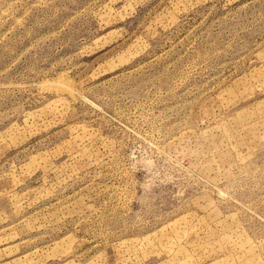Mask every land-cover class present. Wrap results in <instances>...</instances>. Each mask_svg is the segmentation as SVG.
Wrapping results in <instances>:
<instances>
[{
    "label": "rangeland",
    "instance_id": "rangeland-1",
    "mask_svg": "<svg viewBox=\"0 0 264 264\" xmlns=\"http://www.w3.org/2000/svg\"><path fill=\"white\" fill-rule=\"evenodd\" d=\"M0 264H264V0H0Z\"/></svg>",
    "mask_w": 264,
    "mask_h": 264
}]
</instances>
